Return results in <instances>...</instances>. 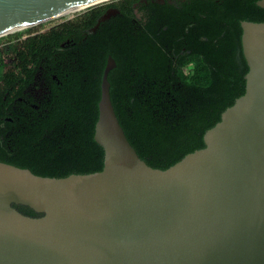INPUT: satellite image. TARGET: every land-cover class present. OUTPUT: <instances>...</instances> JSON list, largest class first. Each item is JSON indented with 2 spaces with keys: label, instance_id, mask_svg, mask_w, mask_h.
Returning <instances> with one entry per match:
<instances>
[{
  "label": "water",
  "instance_id": "1",
  "mask_svg": "<svg viewBox=\"0 0 264 264\" xmlns=\"http://www.w3.org/2000/svg\"><path fill=\"white\" fill-rule=\"evenodd\" d=\"M98 1L0 0V34ZM241 27L244 95L204 148L169 168L149 166L129 142L111 98L112 56L94 134L101 171L44 177L0 161V264H264V22Z\"/></svg>",
  "mask_w": 264,
  "mask_h": 264
},
{
  "label": "trees",
  "instance_id": "2",
  "mask_svg": "<svg viewBox=\"0 0 264 264\" xmlns=\"http://www.w3.org/2000/svg\"><path fill=\"white\" fill-rule=\"evenodd\" d=\"M257 1L188 0L146 25L118 16L90 33L99 5L47 31L12 36L0 47V161L44 177L101 171L94 134L108 56L116 61L112 102L142 160L164 170L204 148L205 132L245 93L241 22H264ZM74 37L76 60L60 46Z\"/></svg>",
  "mask_w": 264,
  "mask_h": 264
},
{
  "label": "flooded vegetation",
  "instance_id": "3",
  "mask_svg": "<svg viewBox=\"0 0 264 264\" xmlns=\"http://www.w3.org/2000/svg\"><path fill=\"white\" fill-rule=\"evenodd\" d=\"M187 1L188 0H114L101 5L105 6L101 16L108 12H112L113 14H111L110 18L104 22H109L114 17L121 16L122 18H126L128 16L133 24L146 25L155 15L165 16L164 12L171 10V7L180 8L181 5ZM125 10H127V12ZM80 15L81 14L75 16L73 19H76ZM94 27L90 30V33H95L99 28L93 31ZM78 40V37H74L73 39L69 38L60 45L64 50L71 49L72 58H75V60L79 57L78 52H80L76 48ZM86 40L87 37L80 38L81 42H85ZM57 60H59V63H62V59L58 58Z\"/></svg>",
  "mask_w": 264,
  "mask_h": 264
},
{
  "label": "rangeland",
  "instance_id": "4",
  "mask_svg": "<svg viewBox=\"0 0 264 264\" xmlns=\"http://www.w3.org/2000/svg\"><path fill=\"white\" fill-rule=\"evenodd\" d=\"M109 1H111V0H109ZM105 2H107V1H105ZM87 10H89V9H87ZM87 10L85 9L83 11H79V12H76V13H71V14L59 17L57 19H54L52 21H49V22H46V23H42V24H39V25H35V26H32V27L24 28V29H21L19 31H15V32L10 33L8 35L2 36V37H0V47L3 48L5 46H7L8 44H10L12 42V39H11L12 36H14V35H16V34H18L20 32L24 33V37L27 36V33L25 32L27 30H29L31 33L44 32V31H47L50 28L58 25L61 22L67 21L69 19H73L75 16H77L79 14H82V13L86 12ZM4 57L7 59L8 56L5 55Z\"/></svg>",
  "mask_w": 264,
  "mask_h": 264
},
{
  "label": "bare ground",
  "instance_id": "5",
  "mask_svg": "<svg viewBox=\"0 0 264 264\" xmlns=\"http://www.w3.org/2000/svg\"><path fill=\"white\" fill-rule=\"evenodd\" d=\"M105 1H109V0H101V1H98V2H94V3H89V4H83V5H78V6H74V7H70V8H67V9H64V10H61L59 11L54 17H52L51 19L47 20V21H44L43 23H46V22H49V21H52L54 19H57L59 17H62V16H65V15H68V14H71V13H76V12H79V11H83V10H87L88 8L90 7H93L95 5H98L100 3H103ZM39 24H42V23H39ZM37 24V25H39ZM35 26V25H34ZM25 27H18V28H15L13 30H10V31H7L3 34H0V37L2 36H5V35H8L10 33H13L15 31H19L21 29H24Z\"/></svg>",
  "mask_w": 264,
  "mask_h": 264
}]
</instances>
